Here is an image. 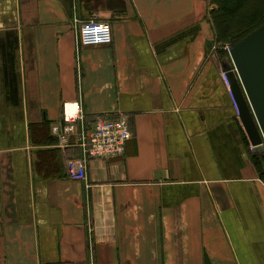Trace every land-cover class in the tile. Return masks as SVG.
<instances>
[{"label":"crops","instance_id":"obj_1","mask_svg":"<svg viewBox=\"0 0 264 264\" xmlns=\"http://www.w3.org/2000/svg\"><path fill=\"white\" fill-rule=\"evenodd\" d=\"M211 0H0V264H264V165L223 80ZM109 22L108 46L78 26ZM125 154L51 142L66 102Z\"/></svg>","mask_w":264,"mask_h":264},{"label":"built area","instance_id":"obj_2","mask_svg":"<svg viewBox=\"0 0 264 264\" xmlns=\"http://www.w3.org/2000/svg\"><path fill=\"white\" fill-rule=\"evenodd\" d=\"M79 45L81 47L108 46L113 41L112 28L109 22L88 20L78 26ZM223 80L229 88L236 113L238 105L230 90L226 74ZM51 134L61 147H78L83 156L70 159L67 163L69 178L86 180L88 163L91 160H109L125 154L128 141L131 139L130 123L126 117H100L88 126L81 102H66L62 107L60 122L51 126Z\"/></svg>","mask_w":264,"mask_h":264},{"label":"water","instance_id":"obj_3","mask_svg":"<svg viewBox=\"0 0 264 264\" xmlns=\"http://www.w3.org/2000/svg\"><path fill=\"white\" fill-rule=\"evenodd\" d=\"M224 64L239 117L255 152L264 157V25L229 50Z\"/></svg>","mask_w":264,"mask_h":264},{"label":"trees","instance_id":"obj_4","mask_svg":"<svg viewBox=\"0 0 264 264\" xmlns=\"http://www.w3.org/2000/svg\"><path fill=\"white\" fill-rule=\"evenodd\" d=\"M211 1L215 8L210 10V19L214 24L216 40L224 47L227 43L234 46L264 25V0ZM87 125L90 126V123ZM55 141L57 139L52 135L51 142ZM255 157L261 169L264 159L260 155Z\"/></svg>","mask_w":264,"mask_h":264},{"label":"rangeland","instance_id":"obj_5","mask_svg":"<svg viewBox=\"0 0 264 264\" xmlns=\"http://www.w3.org/2000/svg\"><path fill=\"white\" fill-rule=\"evenodd\" d=\"M218 44H219L220 46H223V45L220 44V43H218ZM223 47H224V46H223ZM231 47H233V46H231V45H229V43H227L226 46L224 47L225 49L222 50V51H224V53H225L224 55H225V56H227L226 53L228 54V60H229V63L232 62V61H231V58H230V54H229V50H230Z\"/></svg>","mask_w":264,"mask_h":264},{"label":"bare ground","instance_id":"obj_6","mask_svg":"<svg viewBox=\"0 0 264 264\" xmlns=\"http://www.w3.org/2000/svg\"><path fill=\"white\" fill-rule=\"evenodd\" d=\"M112 28V27H111ZM112 36H113V34H112Z\"/></svg>","mask_w":264,"mask_h":264}]
</instances>
